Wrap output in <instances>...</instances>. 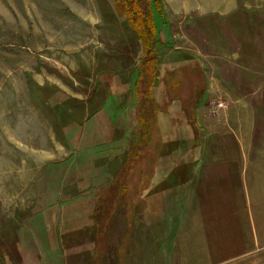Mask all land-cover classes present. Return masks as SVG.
<instances>
[{
	"label": "rangeland",
	"instance_id": "1",
	"mask_svg": "<svg viewBox=\"0 0 264 264\" xmlns=\"http://www.w3.org/2000/svg\"><path fill=\"white\" fill-rule=\"evenodd\" d=\"M232 1L162 0L171 41L146 114L142 45L115 0H0V264L255 262L233 247L231 206L217 203L220 229L195 228L190 197H247L254 155L228 166L234 185H188L207 147L233 146L217 130L251 123L264 145V16L256 42H235Z\"/></svg>",
	"mask_w": 264,
	"mask_h": 264
},
{
	"label": "crops",
	"instance_id": "2",
	"mask_svg": "<svg viewBox=\"0 0 264 264\" xmlns=\"http://www.w3.org/2000/svg\"><path fill=\"white\" fill-rule=\"evenodd\" d=\"M222 10V18L230 14L233 15V20L227 25L232 27V32L227 31L222 27L223 36L228 33L233 35V40L235 42H256L257 40V28L262 25H258L257 20L261 16H264V0H233L228 3L227 6H219ZM244 10H248L250 13L248 18L246 17ZM252 12V13H251ZM168 20V19H166ZM168 22V21H167ZM248 27H253L251 30ZM228 28V27H227ZM263 32L264 29L262 28ZM171 28L159 27V39L162 44L169 43ZM227 40L229 38L224 37ZM240 44L238 45V48ZM225 53V50H224ZM255 125L249 123L248 125H237L232 131L217 130L214 134H220L221 137H227L232 139L233 146L229 147H219L210 146L207 147L208 152L216 154V157L209 156L208 161L202 157L197 160L195 164L191 167V173L188 174V185L196 186H210V185H224L225 179H231V184L234 185V176L231 173V169L228 167L230 164L240 163L242 161V154L254 155L255 161L252 163L253 166L250 167L249 185L251 189L249 190L248 196L245 197L244 194L238 192L237 190L232 191L231 195L226 199H220L218 197V192L220 193L221 187H215L210 189V193L204 195L203 189L200 188L198 192L190 193L194 194L190 197L192 201L197 204L196 213L193 215L195 228L197 226L202 228H209L214 226L220 229L223 222H219V217H216L219 213L220 207H218V202H227L232 217V228L229 227L228 233H233V246L237 251H241L237 254L242 256L249 255L252 249H256L257 253L251 255L249 258H253L254 261H249L248 264H264V161H261L262 154H264V145H261L260 141H255V145H248L247 140L250 136H254L256 130ZM219 131V132H218ZM261 136H256V138ZM199 150H202L199 148ZM217 154H223L218 157ZM226 154V155H225ZM228 167V168H225ZM200 170V172H199ZM240 170V169H239ZM254 176V177H253ZM238 181L237 184H241L240 172L238 171ZM254 180V181H253ZM193 196V197H192ZM204 197L208 202H212L211 208L203 209L199 202L205 201ZM247 202V205L245 203ZM244 203V204H241ZM211 215V216H210ZM213 218H216L213 220ZM231 224L229 221L227 225ZM249 250V251H247ZM247 251L244 254V252ZM253 251V250H252Z\"/></svg>",
	"mask_w": 264,
	"mask_h": 264
},
{
	"label": "trees",
	"instance_id": "3",
	"mask_svg": "<svg viewBox=\"0 0 264 264\" xmlns=\"http://www.w3.org/2000/svg\"><path fill=\"white\" fill-rule=\"evenodd\" d=\"M114 7L142 45V58L134 87L138 98L141 99V109L144 112L145 107L149 106L153 109L154 104L151 89L155 83L157 50L163 48L159 39V22L164 16L163 2L162 0H115ZM146 114L141 117V123H147ZM142 133L146 134L147 131Z\"/></svg>",
	"mask_w": 264,
	"mask_h": 264
},
{
	"label": "built area",
	"instance_id": "4",
	"mask_svg": "<svg viewBox=\"0 0 264 264\" xmlns=\"http://www.w3.org/2000/svg\"><path fill=\"white\" fill-rule=\"evenodd\" d=\"M224 108H225V104L222 103V102H220V103L214 105V107L212 108V110L214 112H217V111L223 110Z\"/></svg>",
	"mask_w": 264,
	"mask_h": 264
}]
</instances>
